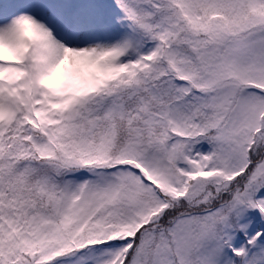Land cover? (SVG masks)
<instances>
[{"label": "snow or ice", "instance_id": "1", "mask_svg": "<svg viewBox=\"0 0 264 264\" xmlns=\"http://www.w3.org/2000/svg\"><path fill=\"white\" fill-rule=\"evenodd\" d=\"M0 264H264V0H0Z\"/></svg>", "mask_w": 264, "mask_h": 264}]
</instances>
